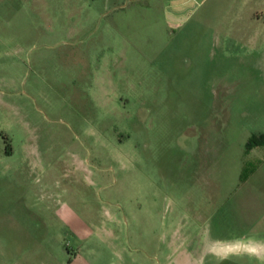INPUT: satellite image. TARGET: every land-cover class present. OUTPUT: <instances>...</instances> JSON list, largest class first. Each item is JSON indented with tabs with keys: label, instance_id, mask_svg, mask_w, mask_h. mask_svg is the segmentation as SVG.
<instances>
[{
	"label": "rangeland",
	"instance_id": "374dc122",
	"mask_svg": "<svg viewBox=\"0 0 264 264\" xmlns=\"http://www.w3.org/2000/svg\"><path fill=\"white\" fill-rule=\"evenodd\" d=\"M260 130L264 0H0V264H264Z\"/></svg>",
	"mask_w": 264,
	"mask_h": 264
},
{
	"label": "crops",
	"instance_id": "0c3cea01",
	"mask_svg": "<svg viewBox=\"0 0 264 264\" xmlns=\"http://www.w3.org/2000/svg\"><path fill=\"white\" fill-rule=\"evenodd\" d=\"M186 3L182 1L180 6ZM252 135H264V130L253 132ZM262 139L264 140V137ZM246 152L252 153L253 157L249 168L239 174V195L234 205L249 223L259 224L262 227L264 226V142L253 146Z\"/></svg>",
	"mask_w": 264,
	"mask_h": 264
},
{
	"label": "trees",
	"instance_id": "16d2710c",
	"mask_svg": "<svg viewBox=\"0 0 264 264\" xmlns=\"http://www.w3.org/2000/svg\"><path fill=\"white\" fill-rule=\"evenodd\" d=\"M263 137L264 135H258V136L252 135L246 142L245 150L247 151L253 146L263 143L264 142V140L262 139Z\"/></svg>",
	"mask_w": 264,
	"mask_h": 264
},
{
	"label": "water",
	"instance_id": "95a60500",
	"mask_svg": "<svg viewBox=\"0 0 264 264\" xmlns=\"http://www.w3.org/2000/svg\"><path fill=\"white\" fill-rule=\"evenodd\" d=\"M188 9H191V8H188ZM187 9V10H188ZM187 10H183V11H179V12H175L176 14H183V13H185Z\"/></svg>",
	"mask_w": 264,
	"mask_h": 264
}]
</instances>
